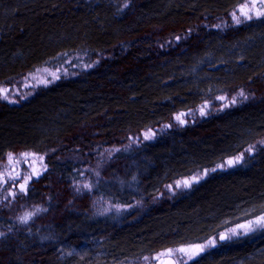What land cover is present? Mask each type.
I'll use <instances>...</instances> for the list:
<instances>
[{
	"label": "trees",
	"instance_id": "trees-1",
	"mask_svg": "<svg viewBox=\"0 0 264 264\" xmlns=\"http://www.w3.org/2000/svg\"><path fill=\"white\" fill-rule=\"evenodd\" d=\"M244 2L0 0V89L72 59L97 63L18 104L0 102V162L33 153L49 166L8 210L34 212L32 221L3 215L12 227L0 224V264H142L264 214V148L247 151L264 140V17L215 29ZM240 92L248 100L239 107L173 125L104 164L96 186L74 185L96 152ZM240 155L244 166L166 194ZM192 264H264V231Z\"/></svg>",
	"mask_w": 264,
	"mask_h": 264
},
{
	"label": "rangeland",
	"instance_id": "rangeland-1",
	"mask_svg": "<svg viewBox=\"0 0 264 264\" xmlns=\"http://www.w3.org/2000/svg\"><path fill=\"white\" fill-rule=\"evenodd\" d=\"M249 2L250 0H246L244 4ZM239 8L234 11L237 13L238 16H240ZM261 18L254 17L251 20H244L243 16H240L242 23L237 25L231 15L230 17L219 21L216 24L215 29L224 31L232 27L241 26L243 24ZM188 38L189 35L176 36L173 39L166 42V44L162 45L161 49L164 50L170 49L171 47H174L175 45L183 41H186ZM96 66L97 63L90 64L84 61L83 59H72L70 61L65 62L64 64H62L57 68H47L40 70L35 74L23 79L21 82L17 83L13 87L2 88V89H7L8 98L4 99L3 95H0V102H6L11 105L18 104L19 102L25 101L26 99L31 97L34 94V92L38 89L50 87L58 83L62 79L75 78L79 76V74L81 73L88 72L94 69ZM240 93L231 97L229 96L219 97L214 102H209L202 105L196 111L181 113L183 115L181 114L177 115L175 117V120L173 121V124L167 125L162 130L159 129L148 130L143 132L141 135L132 136L129 138L128 142L122 147H115V148H110L96 152L94 155L95 160H94L93 168L91 169L92 166L90 165V162L87 163L86 166L83 168L84 173H80L79 177L78 176L74 177V180L76 181L74 182V185L76 187L81 186L83 188L96 186V180L98 179V175L104 164L114 159L115 157H118L121 154H125L134 151L136 149H140L142 146H145L146 144L155 142L160 137H162V135L167 130H170L173 125L185 127L195 123L200 119H206L214 114L223 113L227 110L239 107L248 100V97L246 95L241 96ZM245 97H247V99H245ZM233 100H235V103H232ZM178 116H180V118L184 121L183 124H181L177 120ZM261 148H264V140L258 143L257 145L253 146L251 152L248 151L249 157L255 155L259 150H261ZM242 156H243L242 161L236 162L232 165H229L227 162L229 160H235L236 157L227 160L225 163L221 165H218L217 167L214 168L215 171H213V169L204 170L196 173L192 177L180 179L179 181L174 182L173 184L169 185L166 188V194L168 195V197H180L183 194L191 191L199 184L203 183L206 179H208L210 176H212L215 173L227 172L230 170L240 168L244 166V162L247 160V156L245 155ZM48 170H49V166L47 164L46 155L24 153L20 155L9 156L4 162H0V224L1 225L5 224L6 229H9V226L10 227L12 226L11 225L8 226V223L6 220H4L3 215H5L6 217L11 216L10 218H12L13 216L12 218L13 222L17 220L16 224L18 226H22V224L27 225L32 221L35 214L34 212L18 213L14 217V215H12L11 213L8 214V210L12 205L15 204V202L13 201H15L17 198H19L22 195L28 194L32 183L38 180L39 178H41L43 175H45L48 172ZM93 172L95 173L94 177L92 176ZM193 177H195L196 179L193 180L192 179ZM26 179H27V183L25 184ZM186 180L189 181L190 186H185L183 184V181ZM178 184L179 186H177ZM21 185H25L26 191L23 192L21 191ZM4 209L7 210V214H3ZM25 216L28 217L26 223L23 222L22 220V218ZM248 221L243 222L241 224H246ZM238 225H235L230 229L221 232L217 237L210 239L209 241H214V246L210 244L208 241L204 243L168 248L160 252L159 254L155 255L154 257L146 259L145 262H143L142 264H162L163 261L169 258L174 259L177 264H192L203 255H206L210 251L218 250L223 245L229 247L233 246L235 243L241 242L243 240H249L253 238L255 235L264 231V230H258L256 232L249 233L248 235H240L224 241L220 239V236L222 234H227L231 236L230 230L233 228H237ZM3 237H4V233L1 234L0 232V238ZM197 246L203 247V251L197 252L196 251ZM179 249H186L188 251L180 252L178 251ZM169 250H171V253H169Z\"/></svg>",
	"mask_w": 264,
	"mask_h": 264
},
{
	"label": "snow or ice",
	"instance_id": "snow-or-ice-1",
	"mask_svg": "<svg viewBox=\"0 0 264 264\" xmlns=\"http://www.w3.org/2000/svg\"><path fill=\"white\" fill-rule=\"evenodd\" d=\"M240 16H243L244 20H251L254 17L255 18H261L264 17V0H250L249 3L242 4L239 8ZM233 20L237 25L242 23V20L240 19V16L237 15L236 12H233L232 14ZM0 95H3L4 99H7V89H0ZM241 96H244V93H240ZM247 99V97H245ZM232 103H235V100L232 101ZM203 111V110H201ZM183 115V114H181ZM177 120L183 124L184 121L180 118V116L177 117ZM247 151L251 152L252 148L249 147ZM243 156H237L235 160H229L227 163L229 165H232L236 162L242 161ZM215 171V169H213ZM193 180L196 178L193 177ZM27 183V179L25 180V184ZM183 184L185 186H190L189 181H183ZM179 186V184L177 185ZM21 191H26L25 185H21ZM28 217L25 216L22 218L23 222H27ZM242 230V231H241ZM258 230H264V215L258 216L256 219L249 220L246 224H240L237 226V228H233L230 230L231 236L227 234H222L220 236L221 240H228L231 239L232 237L240 236V235H248L249 233L256 232ZM210 244L214 246V241H209ZM178 251L180 252H187L188 250L186 249H179ZM197 252L203 251V247L197 246L196 249ZM169 253H171V250H169Z\"/></svg>",
	"mask_w": 264,
	"mask_h": 264
},
{
	"label": "water",
	"instance_id": "water-1",
	"mask_svg": "<svg viewBox=\"0 0 264 264\" xmlns=\"http://www.w3.org/2000/svg\"><path fill=\"white\" fill-rule=\"evenodd\" d=\"M222 241H224V240H222ZM162 264H177V263H176V261L174 259L169 258V259L163 261Z\"/></svg>",
	"mask_w": 264,
	"mask_h": 264
}]
</instances>
